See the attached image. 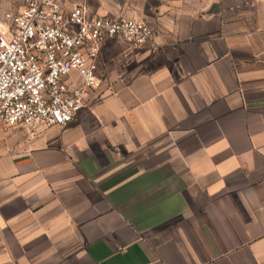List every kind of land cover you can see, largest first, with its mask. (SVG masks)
<instances>
[{
    "label": "crops",
    "instance_id": "0c3cea01",
    "mask_svg": "<svg viewBox=\"0 0 264 264\" xmlns=\"http://www.w3.org/2000/svg\"><path fill=\"white\" fill-rule=\"evenodd\" d=\"M80 1L155 36L70 123H0V264H264V0Z\"/></svg>",
    "mask_w": 264,
    "mask_h": 264
},
{
    "label": "built area",
    "instance_id": "2783aa9c",
    "mask_svg": "<svg viewBox=\"0 0 264 264\" xmlns=\"http://www.w3.org/2000/svg\"><path fill=\"white\" fill-rule=\"evenodd\" d=\"M0 34V123L66 125L102 95V46L149 42L145 20L91 12L80 0H26Z\"/></svg>",
    "mask_w": 264,
    "mask_h": 264
},
{
    "label": "rangeland",
    "instance_id": "374dc122",
    "mask_svg": "<svg viewBox=\"0 0 264 264\" xmlns=\"http://www.w3.org/2000/svg\"><path fill=\"white\" fill-rule=\"evenodd\" d=\"M26 0H0V34L4 33L9 13L20 11Z\"/></svg>",
    "mask_w": 264,
    "mask_h": 264
}]
</instances>
